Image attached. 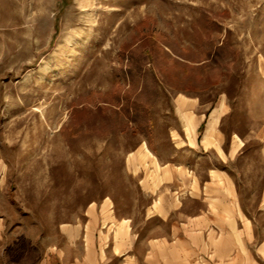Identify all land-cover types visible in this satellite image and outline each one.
<instances>
[{
    "label": "rangeland",
    "instance_id": "1",
    "mask_svg": "<svg viewBox=\"0 0 264 264\" xmlns=\"http://www.w3.org/2000/svg\"><path fill=\"white\" fill-rule=\"evenodd\" d=\"M261 93L264 0H0V264H28L91 204L139 225L140 179L204 175L212 107L248 132ZM142 142L158 165L129 160ZM244 148L258 159L253 137Z\"/></svg>",
    "mask_w": 264,
    "mask_h": 264
},
{
    "label": "crops",
    "instance_id": "2",
    "mask_svg": "<svg viewBox=\"0 0 264 264\" xmlns=\"http://www.w3.org/2000/svg\"><path fill=\"white\" fill-rule=\"evenodd\" d=\"M255 99L260 112L248 132L227 133L221 128L227 110L212 107L219 113L212 133L217 145H204V151L214 150L216 159L204 175H185L178 166L162 189L140 179L153 196L139 225L118 218L109 200L105 208L91 204L82 218L61 223L60 242L28 264H264V93ZM235 136L253 137L258 159L247 157L249 139L239 137L235 146ZM154 219L161 225L151 229Z\"/></svg>",
    "mask_w": 264,
    "mask_h": 264
},
{
    "label": "bare ground",
    "instance_id": "3",
    "mask_svg": "<svg viewBox=\"0 0 264 264\" xmlns=\"http://www.w3.org/2000/svg\"><path fill=\"white\" fill-rule=\"evenodd\" d=\"M90 1V0H89ZM93 6V5H92ZM88 15V14H87ZM96 21V20H95ZM77 31L75 33H72V34H69L65 37V41H64V48L69 49L71 51H73V47H72V44L73 42H77L78 41V37H77ZM79 50V49H78ZM61 53V52H60ZM57 54V53H56ZM64 54V53H62ZM65 56V55H64ZM63 58V57H62ZM55 59V58H54ZM57 59V58H56ZM73 62V61H72ZM176 101H177V104H178V107L182 110L181 113H182V118L184 119L185 121V128H186V133H188L187 135H189V138H190V141L192 143H194V137H195V134H196V130H195V123L192 119V116L190 114H188V112L186 111H183L185 110L184 108L187 107L189 104L193 103L195 101V99H191L189 97H187L186 95L182 94V93H179L177 96H176ZM222 105V104H221ZM218 108V107H217ZM213 112V111H212ZM217 110H215L213 113H212V116L209 120V123H208V126L204 132V135L202 137V142L204 145H207L209 146V144L213 143L215 145H217V142L213 139V136H212V133L213 131L215 130L214 127H215V123L216 121L218 120V116L219 113L217 114L216 113ZM200 116V115H199ZM203 116V115H202ZM182 120V119H181ZM183 122V121H182ZM174 135H177L176 132H174ZM216 138V137H215ZM180 142V141H179ZM219 143V142H218ZM241 143V140L238 136H235V146L239 145ZM203 145V146H204ZM216 147V146H215ZM218 149V148H217ZM129 160L130 161H134V160H139V161H146L147 159L150 158L151 160V164L153 163L154 165H158L157 164V161L155 160L152 152L148 149L147 145L145 142H142V144L140 145V147L138 149H136L135 152H131L130 155H129ZM132 161V162H133ZM131 162V163H132ZM150 165V164H149ZM136 166V165H134ZM153 176V175H152ZM156 182H157V179H156ZM156 185V184H155ZM92 207V206H91Z\"/></svg>",
    "mask_w": 264,
    "mask_h": 264
}]
</instances>
